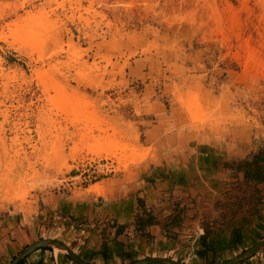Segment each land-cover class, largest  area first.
I'll list each match as a JSON object with an SVG mask.
<instances>
[{"label": "rangeland", "instance_id": "374dc122", "mask_svg": "<svg viewBox=\"0 0 264 264\" xmlns=\"http://www.w3.org/2000/svg\"><path fill=\"white\" fill-rule=\"evenodd\" d=\"M260 143L264 0H0V222L36 221L43 194L137 190L196 164L211 177L214 156L227 191L177 201L178 224L198 207L202 226L239 223L258 213L245 168ZM42 225L0 264L42 240L72 251L67 232ZM176 225L170 237L185 236ZM176 253L156 258L201 264Z\"/></svg>", "mask_w": 264, "mask_h": 264}, {"label": "crops", "instance_id": "0c3cea01", "mask_svg": "<svg viewBox=\"0 0 264 264\" xmlns=\"http://www.w3.org/2000/svg\"><path fill=\"white\" fill-rule=\"evenodd\" d=\"M255 147L264 146L260 143ZM234 157L231 155L230 159ZM204 161L214 168V171L208 170L212 172L211 177H203L201 166L196 164L192 172L183 168L184 172L177 166L174 176L169 175L170 167L161 179L152 176V181L136 182L137 190H114L102 196L82 198L60 193L43 194L38 200L36 221L25 219L20 225L10 223L9 219L0 222V255L19 252L33 235L40 239L41 228L45 227L42 224L48 221L52 230L71 236L75 242L72 251L87 264H135L175 252V260L183 259L186 263L196 260L201 264H225L264 240V182L255 186L260 199L258 213L244 216L239 223L233 220L216 227L202 226L199 217L195 218L198 207V210H188L187 216L193 219L188 217L186 223L178 224L181 210L177 201L185 205L196 197L200 200L203 189L213 200L227 191L220 188H224L231 177L230 171L221 168L215 171L218 157L210 156ZM155 174L157 172H153ZM242 178L240 173L239 179ZM212 181L217 186L220 183L221 187L215 190L211 187L214 186ZM228 194L235 193L230 190ZM97 199H101L100 204L96 203ZM138 201L156 217L155 224L143 232L138 231L137 225L138 214L142 213ZM174 223L185 236L170 237V227ZM71 260L58 255L54 249H40L18 264H74ZM246 261L244 264H264V251Z\"/></svg>", "mask_w": 264, "mask_h": 264}, {"label": "water", "instance_id": "95a60500", "mask_svg": "<svg viewBox=\"0 0 264 264\" xmlns=\"http://www.w3.org/2000/svg\"><path fill=\"white\" fill-rule=\"evenodd\" d=\"M47 248L59 249V250L66 252L76 264H87L83 262L82 260H80L77 256H75L66 245L62 244L61 242L54 241V240L53 241L52 240H42V241H39L38 243H35L31 247L27 248L19 257H17L16 260L13 262V264H18L21 260H23L27 256H30L34 252L40 249H47ZM263 251H264V240L261 241L255 247L244 251L239 256L228 261L225 264H240L241 262L249 260L253 258L254 256L262 253ZM135 264H177V263L166 260V259H148V260L141 261Z\"/></svg>", "mask_w": 264, "mask_h": 264}, {"label": "trees", "instance_id": "16d2710c", "mask_svg": "<svg viewBox=\"0 0 264 264\" xmlns=\"http://www.w3.org/2000/svg\"><path fill=\"white\" fill-rule=\"evenodd\" d=\"M245 171L248 181L255 182L256 184L264 182V150L259 151L253 156L252 162L247 163ZM138 205L142 212L141 214H138V220H139V222L137 223L138 231L143 232L147 227H150L153 224H155L156 217L152 214V212H148L146 210V207L143 204V202L138 201ZM179 221L181 220L178 217L176 222L179 223ZM47 249H52V248H47ZM68 259L70 258L68 257ZM246 262L247 261H244L241 262L240 264H244Z\"/></svg>", "mask_w": 264, "mask_h": 264}]
</instances>
